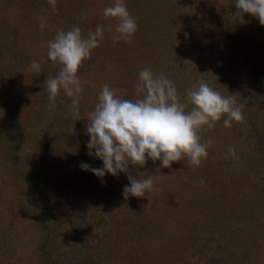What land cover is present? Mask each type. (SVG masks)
<instances>
[{"label": "rangeland", "instance_id": "obj_1", "mask_svg": "<svg viewBox=\"0 0 264 264\" xmlns=\"http://www.w3.org/2000/svg\"><path fill=\"white\" fill-rule=\"evenodd\" d=\"M113 3L0 0V264H264V25L238 20L234 0H124L137 29L114 42L118 20L103 15ZM74 27L85 38L103 29L78 69V115L62 89L49 101L46 84L62 67L48 42ZM144 68L172 80L182 102L210 83L242 120L198 130L212 141L199 167L184 157L103 178L82 170L102 166L86 148L102 86L135 100ZM149 175L150 192L124 198L129 176Z\"/></svg>", "mask_w": 264, "mask_h": 264}, {"label": "clouds", "instance_id": "obj_2", "mask_svg": "<svg viewBox=\"0 0 264 264\" xmlns=\"http://www.w3.org/2000/svg\"><path fill=\"white\" fill-rule=\"evenodd\" d=\"M234 2L237 8L234 16L238 20L244 22L243 14L248 13L264 25V0ZM49 4L56 10V0H49ZM103 15L118 20L114 42L129 40L137 29L136 20L124 0H114L103 10ZM39 27L44 29L43 19ZM102 38L101 27L90 31L86 38L82 37L79 27H74L66 32L58 31L48 42L47 59L62 66L55 76L46 79L49 101H54L62 89L72 98L69 110L79 114L83 86L77 75L78 69ZM30 69L40 72V64L31 61ZM135 93L139 98L122 99L107 83L102 86L94 110L87 114L86 128L89 136L87 154L102 161V166L93 168L82 162V170L103 178L106 174L128 173L130 164L143 166L148 159L159 160L162 167H170L172 162L184 157L199 167L202 159L207 157V148L212 141L202 143L198 130L204 126L215 127L222 116L225 127H231L232 121L243 118L242 106L237 104L234 96L221 95L203 80L186 90L182 102L172 80L144 68L138 74ZM188 105L192 106L190 111H186ZM229 152L235 154L231 148ZM153 183L151 175L143 179L129 176V184L123 187L122 195L125 199L129 195L143 197L152 190Z\"/></svg>", "mask_w": 264, "mask_h": 264}]
</instances>
